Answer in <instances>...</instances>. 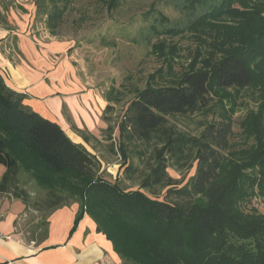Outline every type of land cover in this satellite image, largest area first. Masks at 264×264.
I'll use <instances>...</instances> for the list:
<instances>
[{"label":"trees","instance_id":"trees-1","mask_svg":"<svg viewBox=\"0 0 264 264\" xmlns=\"http://www.w3.org/2000/svg\"><path fill=\"white\" fill-rule=\"evenodd\" d=\"M33 1L36 15H43L46 29L56 35L74 0ZM121 1L103 0L107 13ZM195 2L199 0H184L183 8L195 10ZM2 3L5 11L12 1ZM198 4L204 11L182 27H150L156 37L192 34L202 27L211 37L207 45L198 42L204 49L199 45L194 50L179 76L165 84L158 83L164 77L161 68L151 73L116 122L106 114L119 97L113 87L104 96L107 127L102 132L110 141L108 150L127 161L120 165L126 178L139 171L131 157L146 152L137 144L151 148L137 188L123 187L119 176L108 178L96 154L33 110L25 102L27 94L9 87L0 73V164L6 168L0 193H11L28 207V194L18 185V175L28 174L46 189L50 212L78 204L70 234L88 215L125 264H264V213L250 205L253 199L264 202V103L250 113L256 125L247 122L253 143L246 147L230 143L231 122L222 114L195 134L169 122V117L205 114L231 102L230 90L264 89V0ZM0 23L7 24L5 13H0ZM151 49L169 67L178 57V48L163 40ZM78 133L92 147L100 144L86 131ZM168 159L195 165L183 185L168 175ZM47 224L40 221L32 233L42 226L43 239Z\"/></svg>","mask_w":264,"mask_h":264},{"label":"rangeland","instance_id":"rangeland-1","mask_svg":"<svg viewBox=\"0 0 264 264\" xmlns=\"http://www.w3.org/2000/svg\"><path fill=\"white\" fill-rule=\"evenodd\" d=\"M10 1L16 5L21 19L25 17L26 20L27 14L23 17L22 15L34 10V15L28 18L30 27L26 32L29 36H36L44 42L67 41L68 47L63 52L52 54V57L56 61L66 59L71 63L76 78L82 84L81 89L92 96L91 104L93 103L94 113L99 119L102 118L99 114H102L107 105L104 97L106 92L111 87L115 89L119 100L116 99L117 103L110 102L113 110L106 114L111 117V122L117 121L127 102L135 96L137 90L144 88L147 77L151 73L161 68L164 77L162 80L158 79V83H171L173 78L175 79L187 68L194 50L199 45L204 49V45H207L211 39L204 27L198 28L192 34L182 33L158 37L150 28L151 25L158 30L169 26L182 27L204 11L198 3L209 4L210 0L195 2L193 8L196 9L190 11L183 8L184 0H122L110 13H107L103 0H74L68 6L56 35H51L46 29L45 17L36 15L33 0ZM161 16L166 20H160ZM160 40H163L167 46L173 44L178 48V57L174 62L172 61L170 67L160 54L154 53L151 49V44ZM230 92L228 97L231 102L217 104L205 114L169 117V122L179 130L195 134L201 130L206 121L222 114L231 122L230 143L236 148L246 147L253 143L252 131L248 124L256 125L253 119L250 120V113L257 112L259 105L264 103V89L249 86L239 90L233 89ZM114 135H118L116 130ZM100 137L102 141L100 144L95 143V147H92L91 143L84 142L87 149L94 152L102 161V167L109 175L108 178L114 180L119 176L123 187L137 188L140 178L146 173L145 160L149 156L150 146L142 142L137 144L138 149L146 152L141 157L136 154L131 157L139 171L133 178H126L123 173L124 167L120 165H125L127 161L124 162L108 150L110 141L105 139L102 131ZM194 170L195 165L189 168L188 161L175 164L173 159H168L167 173L177 180L180 186L187 181ZM18 179L19 187L28 194L29 206L26 216L22 217L17 225V231L21 240L28 241L33 237L39 242L42 240L43 227L41 226L33 233L32 227L46 220V216L50 213L49 203L46 201V189L39 188L28 174L18 175ZM1 194L19 199L11 193H0V196ZM162 198L163 191L159 196V199ZM19 200L23 202L22 199ZM250 205L264 213V202L260 199H253Z\"/></svg>","mask_w":264,"mask_h":264},{"label":"crops","instance_id":"crops-1","mask_svg":"<svg viewBox=\"0 0 264 264\" xmlns=\"http://www.w3.org/2000/svg\"><path fill=\"white\" fill-rule=\"evenodd\" d=\"M7 8L3 11L0 0V13H5L7 20L6 25L0 23V73L7 85L26 93V104L60 125L73 142L87 149L78 131H86L102 141L101 131L107 124L95 115L92 96L81 89L68 60L56 61L52 57L68 47L67 41L44 42L29 36L28 18L34 10L22 15L27 14L25 20L13 2ZM5 170L0 164V178ZM77 209L76 202L54 209L46 217L45 237L39 242L32 238L24 241L17 225L26 216L27 207L21 200L1 194L0 264H125L111 242L96 232L88 215H83L70 234Z\"/></svg>","mask_w":264,"mask_h":264},{"label":"built area","instance_id":"built-area-1","mask_svg":"<svg viewBox=\"0 0 264 264\" xmlns=\"http://www.w3.org/2000/svg\"><path fill=\"white\" fill-rule=\"evenodd\" d=\"M0 238H2L1 235H0Z\"/></svg>","mask_w":264,"mask_h":264}]
</instances>
